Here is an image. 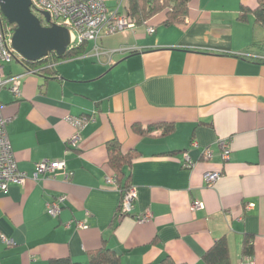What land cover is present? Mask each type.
Wrapping results in <instances>:
<instances>
[{"label":"crops","instance_id":"0c3cea01","mask_svg":"<svg viewBox=\"0 0 264 264\" xmlns=\"http://www.w3.org/2000/svg\"><path fill=\"white\" fill-rule=\"evenodd\" d=\"M256 3L189 0L182 21H164L163 9L102 35L97 58L63 59L51 73L3 62L0 111L27 176L0 190V264L65 256L86 263L102 244L121 264H207L202 254L219 236L230 264L244 256L245 236L254 264H264V27L252 13L239 17L241 6ZM14 75L19 95L9 88ZM66 114L90 118L76 129ZM167 123L173 129L164 133ZM114 138L135 153L123 169L136 197L123 214L120 190L104 179L113 176L106 145ZM44 157L64 159L65 167L33 179ZM206 172L219 175L208 181ZM59 194L65 200L52 216L46 203ZM193 199L203 208L193 211ZM77 219L86 225L76 227Z\"/></svg>","mask_w":264,"mask_h":264},{"label":"built area","instance_id":"2783aa9c","mask_svg":"<svg viewBox=\"0 0 264 264\" xmlns=\"http://www.w3.org/2000/svg\"><path fill=\"white\" fill-rule=\"evenodd\" d=\"M112 1V4H109ZM127 0H30V10L36 14L42 24H63L70 32V45L78 43L82 40L91 41L90 48L86 51L91 53L96 58L103 51L97 44L98 39L104 35L116 31H125L126 29L135 26L134 20L131 16L126 14ZM43 11L49 14V20H45ZM51 21V22H49ZM146 30L153 32V25H147ZM11 34L9 26H3L0 19V87L5 81L3 72V62H9L19 59L24 64L22 56L11 45ZM118 48L112 51L121 50ZM85 52V53H86ZM53 65V63L51 64ZM26 71L37 72L36 68L27 67ZM10 90L16 94H20V75L11 76L9 79ZM1 109V106H0ZM90 117L80 115L73 116L65 115L73 126V128H80ZM6 118L0 111V190L6 191L8 184L11 182L22 185L25 181L27 173L17 167L14 152L8 138L6 129ZM78 138V133L75 131L71 136L69 144L73 145ZM224 157H228V152L223 153ZM183 160L185 166L191 165L192 160L187 152L183 153ZM65 167L64 159H49L41 158L35 162L32 178L54 176L56 170ZM67 175V174H66ZM219 174L217 172H206L205 178L209 181L216 178ZM107 183L117 187L121 192V198L118 205L119 214L128 213L132 208L133 200L136 197V190L129 185L125 189H120L116 178L111 175L104 177ZM65 200L64 194H59L48 200L46 203L47 211L50 215H57L60 211L61 205ZM203 202L198 199L191 201L190 207L193 211L203 208ZM146 213H141L138 217H145ZM84 220H75L76 227L85 226ZM4 243H9L11 240L4 235H1ZM236 264H254L251 254H245Z\"/></svg>","mask_w":264,"mask_h":264},{"label":"trees","instance_id":"16d2710c","mask_svg":"<svg viewBox=\"0 0 264 264\" xmlns=\"http://www.w3.org/2000/svg\"><path fill=\"white\" fill-rule=\"evenodd\" d=\"M189 0H127L126 14L131 16L135 24L145 23V20L151 17L154 13L165 9V20L168 22H180L184 19L187 14V3ZM241 13L239 17L241 19H246L248 13H252L254 16V21L261 24L264 27V0H257L256 5L253 8H247L241 6ZM0 19L3 26H10L5 18V16L0 11ZM42 21V19H41ZM51 22V21H49ZM88 40H82L78 43H74L67 46L66 50L58 56L55 51H51L47 55H44L36 60H27L22 57L24 64L27 67H33L37 69V73H51L54 72V67L52 63L57 61L74 57L85 53L88 48ZM19 61L18 58H16ZM163 123V122H159ZM161 125V124H160ZM160 125H154V127H160ZM164 133H167L173 129L172 123L164 124ZM133 128L137 131L142 129L134 125ZM152 128V127H150ZM108 163L112 168V174L116 178L120 189H125L129 186L127 178L123 167L131 163L134 152H123L120 147L119 141L115 138L108 141L106 145ZM116 216H114L115 218ZM250 237L245 236L242 239L241 244V254H251L253 252V244L249 241ZM120 255L106 244L91 249L87 253V262L79 263L73 261L70 257H52L49 259V264H121ZM203 259L207 264H230L229 261V250L227 245V240L224 236L217 237L213 243L203 252ZM165 264V263H164ZM166 264H173L168 261Z\"/></svg>","mask_w":264,"mask_h":264},{"label":"water","instance_id":"95a60500","mask_svg":"<svg viewBox=\"0 0 264 264\" xmlns=\"http://www.w3.org/2000/svg\"><path fill=\"white\" fill-rule=\"evenodd\" d=\"M0 11L12 26L11 45L23 58L36 60L51 51L60 56L70 46V32L63 24H42L30 10V0H0ZM45 20L49 14L43 11Z\"/></svg>","mask_w":264,"mask_h":264},{"label":"rangeland","instance_id":"374dc122","mask_svg":"<svg viewBox=\"0 0 264 264\" xmlns=\"http://www.w3.org/2000/svg\"><path fill=\"white\" fill-rule=\"evenodd\" d=\"M109 4H112V2L110 1ZM41 22H44V20H42ZM88 49H89V48H88ZM239 260H240V259H239ZM239 260H238V261H239Z\"/></svg>","mask_w":264,"mask_h":264},{"label":"bare ground","instance_id":"6f19581e","mask_svg":"<svg viewBox=\"0 0 264 264\" xmlns=\"http://www.w3.org/2000/svg\"><path fill=\"white\" fill-rule=\"evenodd\" d=\"M27 72H33L34 73V71H27Z\"/></svg>","mask_w":264,"mask_h":264}]
</instances>
